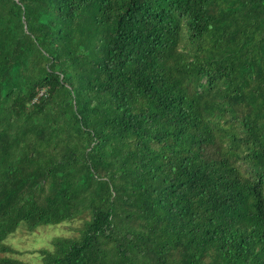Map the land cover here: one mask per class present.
I'll return each mask as SVG.
<instances>
[{
	"label": "trees",
	"instance_id": "trees-1",
	"mask_svg": "<svg viewBox=\"0 0 264 264\" xmlns=\"http://www.w3.org/2000/svg\"><path fill=\"white\" fill-rule=\"evenodd\" d=\"M42 264H264V0H0L4 239Z\"/></svg>",
	"mask_w": 264,
	"mask_h": 264
},
{
	"label": "rangeland",
	"instance_id": "rangeland-1",
	"mask_svg": "<svg viewBox=\"0 0 264 264\" xmlns=\"http://www.w3.org/2000/svg\"><path fill=\"white\" fill-rule=\"evenodd\" d=\"M82 219L76 218L55 224H40L29 228L25 222L10 233L4 243L11 246L8 256L29 264H42L40 249H51L55 237H76L82 226Z\"/></svg>",
	"mask_w": 264,
	"mask_h": 264
}]
</instances>
